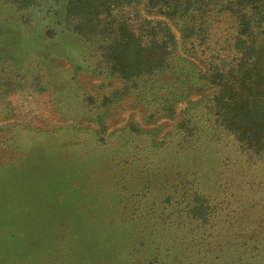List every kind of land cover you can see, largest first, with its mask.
<instances>
[{"label": "rangeland", "instance_id": "1", "mask_svg": "<svg viewBox=\"0 0 264 264\" xmlns=\"http://www.w3.org/2000/svg\"><path fill=\"white\" fill-rule=\"evenodd\" d=\"M69 2L0 0V264H125L107 256L169 233L153 216L200 204L190 183L222 207L244 202L248 230L261 232L264 167L243 157L240 170L222 135L210 147L206 133L190 144L178 131L205 125L211 91L193 93L192 74L121 88L90 71ZM172 221L174 235L189 230Z\"/></svg>", "mask_w": 264, "mask_h": 264}, {"label": "trees", "instance_id": "2", "mask_svg": "<svg viewBox=\"0 0 264 264\" xmlns=\"http://www.w3.org/2000/svg\"><path fill=\"white\" fill-rule=\"evenodd\" d=\"M67 17L73 22L71 34L94 58L87 69L113 75L121 88L167 75L175 83L192 74L193 93L211 91L203 101L208 130L182 122L178 131L182 129L184 139L192 135L191 144L201 131L209 146L217 147L222 135L229 139L238 167L243 157L250 170L264 167V0H70ZM166 110L173 111L172 106ZM189 190L197 198L202 195L198 206L188 201L153 216L169 233L158 238L141 234L127 259L124 250L107 259L125 264H264V220L258 224L261 232H250L248 225L256 221L240 211L248 209L244 202L222 207L201 193L198 184L190 183ZM172 220L189 230L174 235ZM184 242L183 250L175 251Z\"/></svg>", "mask_w": 264, "mask_h": 264}]
</instances>
